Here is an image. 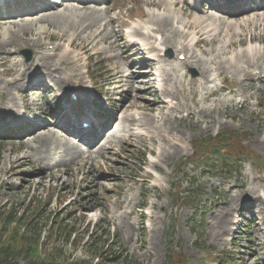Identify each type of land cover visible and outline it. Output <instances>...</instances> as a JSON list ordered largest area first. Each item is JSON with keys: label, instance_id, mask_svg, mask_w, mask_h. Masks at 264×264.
<instances>
[{"label": "rangeland", "instance_id": "obj_1", "mask_svg": "<svg viewBox=\"0 0 264 264\" xmlns=\"http://www.w3.org/2000/svg\"><path fill=\"white\" fill-rule=\"evenodd\" d=\"M101 7H105L106 11L103 10L100 15L94 14L97 19L96 23L91 25L93 30L105 24L104 21L98 25L102 17H113L114 29L121 37L119 31L123 28L121 33L126 37L124 44L128 47L129 29L124 27L138 23L134 16L138 15L144 19L149 12H163L148 6L146 0H107ZM11 11H15L14 8ZM58 11L68 14L70 8L56 6L44 13ZM84 12V9L74 12L80 16L74 18L77 24L72 29L66 30L60 22L44 19L35 24L33 29L19 33L20 42L5 48L0 47V72H9L4 75L5 78H22L24 68L33 69L37 64L35 61L39 54L35 45L39 47L50 43L65 47L70 43L73 50L69 51L78 59L84 81L90 86L87 74L88 70L92 71L89 76L94 79L97 92L107 94V99L111 101L109 112L113 113L114 108L120 106V103L115 101L118 97L115 81L120 78L116 75L123 71L121 62L113 58L116 53L113 49L105 48L106 45L102 42L96 43L94 31L87 29L86 32H80V29L90 22L81 17ZM89 14V11L85 14L86 18ZM33 17L36 18L35 15ZM24 20L26 19H15L10 25L18 29V23H24ZM1 27L4 29L5 26L0 25V38L3 31ZM242 30L247 34L246 41L235 46L233 53L242 51L250 44V27H244ZM75 31L80 34L69 42L71 37H76L72 35ZM259 34L264 38V31H259ZM231 38L236 39L234 34ZM257 41L259 40H253ZM124 44L121 40V45ZM207 44L204 40L201 48L206 53L205 57L209 58L210 51L213 50L214 53L220 43ZM25 49L32 51L29 61L21 53ZM229 55L231 53H228L227 57ZM240 78L238 75L237 79ZM137 80L141 82V79ZM147 87L148 89L143 88L142 92L136 94L131 85L120 88L124 92L120 98L126 100L128 111L149 106L145 96L159 97V93L157 96L153 95L151 88ZM24 91V85H18V88L12 90V94H8L4 88L0 89V105L6 98L15 96L16 101L23 102L33 116L41 115L45 111L50 112L45 96L43 97L44 91H32L27 94ZM143 92H147V95ZM249 93L253 101L256 97L264 100V86H256ZM52 94L50 93V97ZM215 97L222 96L219 94ZM104 99V96L99 97V102L102 104ZM188 102L191 103V98ZM209 104L213 105V102H208ZM255 107L250 104L246 112L239 111L236 107L223 110L222 106L219 112L214 113L216 122L208 127L204 122L178 121L180 131L177 138L183 140L182 146L172 157H168L169 154L163 155L166 143L162 139L171 141L174 138L170 134L162 139L143 137L142 140L132 139L128 143L118 144L116 154L114 153L109 161L101 162L97 159L90 164L82 162L68 165L69 168L66 165H56L46 170L43 176L39 173L30 174L37 172V168L41 167L34 156L40 146H43L41 141L28 145V139L18 141L17 138L0 136V247L17 239L18 245L11 253L20 264H26L30 258L29 246L35 243L40 244L39 256L49 257L53 262L75 258L81 260V264H108L105 258L121 254L122 258L128 255L136 264H169L168 258L172 251V258L176 255L184 258L186 255L185 261L190 264H257V257L252 253L257 250L259 254L264 240L263 227H258L255 221L250 222L253 212L245 211L246 219L241 216L237 226L230 225L224 243L218 240L220 233L217 230L218 221L215 220L220 216L225 201L232 197L229 187L232 188L240 182L246 185L241 186L240 191L246 190L251 181L257 187H264V149L255 142L257 136L264 137V117L251 112ZM155 110L160 111L159 107ZM61 112L63 113L62 110ZM222 130H236L246 138L251 150L262 158L255 159L245 153L239 159L240 166L235 167L236 171L227 174L220 171L223 162L220 157L215 160L210 155H205L207 159L201 154L198 156L193 144H196L197 150L200 151L198 145L203 146V141ZM161 157H164L165 161L159 162ZM20 159L21 163L17 165ZM98 161L101 162L99 166ZM154 162L159 164L153 167ZM207 165L213 168L206 170ZM15 167L17 172L14 173L11 169ZM154 168L162 170L166 175H153L151 172H156ZM158 176H163V179L157 180ZM177 188L179 194L184 197L195 193V203L178 204L175 199ZM145 201L148 206L141 210L140 207ZM133 204H136L135 207L131 206ZM38 208L43 209L37 213ZM129 211H132L130 215L127 214ZM10 215L12 218L8 223ZM234 215L239 216V211ZM31 216L34 219L30 221ZM242 220L248 223V226L244 227L246 232L241 230ZM98 221L101 222L100 226L97 225ZM94 224L98 227L94 229L91 237L90 229ZM98 235L105 241L109 240L107 245L110 254L105 251L100 257L97 254L93 258L88 246ZM21 239L25 240L22 244L19 242Z\"/></svg>", "mask_w": 264, "mask_h": 264}, {"label": "bare ground", "instance_id": "obj_2", "mask_svg": "<svg viewBox=\"0 0 264 264\" xmlns=\"http://www.w3.org/2000/svg\"><path fill=\"white\" fill-rule=\"evenodd\" d=\"M96 0L93 1L95 3ZM146 3L149 6L157 7V8H163L159 9L163 12H149L148 13V20L146 24V29L148 28V25H159L161 27V30H169V33L165 34L166 39H164L163 43H166L169 47L172 49H175L176 47H179L181 44V47L186 49L188 51V54L190 53V58L187 59L188 63L191 64V66H207L209 64V68L203 69L200 72V77L202 78L203 82H201L200 86H198L197 81H192V87L190 89V93L193 95V106L187 107L184 106V103L180 106L172 107L168 112H163L160 110L158 113H155L152 115L150 125L152 127V122L159 120L160 122L157 124V126L153 127L152 129H148V132L152 135V138H155L156 136L160 139L165 137L166 135L170 134L171 137L174 139H171V141H166L162 139L164 143H166L165 147L163 148L165 153L163 155L169 154V149L179 145L177 143L178 141L182 140V138H177V135L180 131L179 123L176 122V113H180L182 109H186L190 116L188 117V121L192 123H201L204 122L205 126L208 127L212 124H214L217 120L214 113L219 112L222 106H226L227 104H231L230 102L226 100H219L214 108L207 107L205 103L210 99L212 95L215 94L216 91L211 90L208 88L207 84L212 83L218 76L223 75V70L228 69V66L233 69L235 72H238L242 70V62L240 59H247L250 62L254 60L256 57L262 61V64H264V56L262 54L261 50L253 49V47H248L244 49L241 52H235L233 53L232 50L237 45H242L247 38V34L242 30L244 27H250V42H253V40H259L260 42H264V38L259 34V31H264V12L262 13H255L252 17L251 16H245L246 18H227L225 16H219L217 13H214L216 10V6L212 4L210 6V10L203 9L202 11L195 10L194 12H189L188 14L185 13L184 6H180L179 9L176 7L178 6V0H146ZM264 5L258 4L255 5L254 8H264ZM65 8H70V13H62L60 11L55 13H42L36 18H24V23H18L20 27L18 29H14L10 23H14L15 20L13 19H5L1 21V26H5L3 31H1L2 37L0 38V47L5 48L6 46L10 44H15L20 42L19 33H23L25 30L33 29L34 25L42 22L44 19L52 21V22H60L66 30L74 28V26L77 24L76 20L74 18H78L80 15L74 13L79 11L80 9H84L85 12L81 17L85 19V21L88 22L87 26H83L80 30L81 33L86 32L88 30L94 31V37L96 39V43L102 42L106 45L105 48L107 49H113L116 53H114L113 58L121 62V70L120 75H116V77H120L118 82L120 84H117V87H124L127 85H131L135 91L140 92L143 88L148 89L145 83L139 82L137 79L139 77L149 76V72L151 73V70H145L142 69L144 66H148V64L151 66L152 64L147 62L146 60L142 59L141 63H130V61L126 58L128 56L136 55L137 57H146L150 54L148 48H144L140 46V43L136 42L132 47L128 49L129 53L128 55H123V48L120 43V36L114 29V18L106 15V17H102V20L98 22V25L105 21V24H101L100 27L93 30L92 24L94 25L96 23L97 17L94 14L100 15V13L106 9H103L95 4L88 6H76V5H67ZM243 11H246L245 8L242 9ZM249 11V9L247 8ZM89 11V15L86 18V13ZM217 11V10H216ZM229 16H233V14H230ZM110 18V19H109ZM109 19V20H108ZM17 21V20H16ZM19 22V21H17ZM9 24V25H8ZM79 27V26H78ZM86 27V28H85ZM91 27V28H90ZM259 30L257 33L256 31ZM67 32V31H65ZM80 32L75 31L72 35H75L76 37H71V41L75 40L78 37V34ZM91 34V33H90ZM236 37V39H232V35ZM89 36V35H88ZM90 37V36H89ZM196 38V41L194 40ZM203 40H206L208 45H214L216 42H219V48L215 49V52L213 50L210 51L211 57L209 58H198V54L190 49V46L183 47L182 40L192 41L194 46H198L200 42ZM94 42V41H93ZM139 44V45H138ZM34 45V44H33ZM67 46L72 45L69 43ZM4 50V49H3ZM117 50H119L117 52ZM231 53V57H227V54ZM40 60H36L37 64L33 67H28L23 69V74L21 75L22 78H5L4 75H8L6 70L1 71L0 73V89H5L8 94H12V90L14 88L22 87L25 85L26 81L29 79L28 77L31 75H36V78L40 81L44 80L43 76H48L55 80L57 83L60 84H69L71 82V78L75 76V74H72L71 76H66L64 73H66V70H61L56 63L53 62L51 53H41L39 55ZM187 63V64H188ZM140 64L141 67L137 68L135 70L136 66ZM155 65L158 66V71L160 72V76L163 78V81L166 80L167 77L164 76V73L166 72V66L168 65V61H166L164 58H159ZM214 65V67H213ZM228 65V66H226ZM118 66V65H117ZM170 75L168 76V80H175L179 79L182 74L180 73L177 66H173L171 70H169ZM211 72H213L211 74ZM246 73H252L251 71H243V74ZM261 74V73H259ZM150 82V81H149ZM148 84V83H147ZM144 85V86H143ZM146 86V87H145ZM163 91H165L169 95H174L176 93L175 89L172 88H163ZM184 92V90H181ZM218 91V89H217ZM180 92V90H179ZM196 96H199L198 100L195 99ZM168 97V95H167ZM9 100L15 104L14 96L10 97ZM150 103H158V100L153 99ZM149 111L151 113H154L155 109L152 104H149L147 106ZM5 108L13 109L10 106H5ZM123 111H126L127 105L123 106L121 108ZM223 110H225V107H223ZM133 115H135L133 113ZM197 116L198 118H194ZM128 120L127 115H122L119 121L117 122L115 132L118 133L121 127L124 125V121ZM177 123L175 125L174 123ZM50 124L44 125L41 128H37L36 131L31 132L30 137L28 138V145L31 142L34 141H41L40 143L43 146H40L41 148L38 149V152L34 155L36 157V162L39 158H51L52 156V150L49 148L52 145H55V147L63 146L64 150V157L66 159L75 158L76 156H82V152L77 149V147L71 145L69 143L68 139H62L59 132L54 131L50 129ZM125 128V127H124ZM114 132V133H115ZM138 135L142 134L143 132L137 130L136 132ZM256 144H258L260 147L264 149V137L259 135L255 139ZM62 143V145L60 144ZM105 145V144H103ZM102 145V146H103ZM101 146V147H102ZM58 151V150H56ZM175 152H173L174 154ZM162 155V156H163ZM163 158V157H162ZM21 163V159L18 161L17 165ZM58 165L63 164L61 159H57ZM47 166V165H46ZM38 168V171H42L41 173L44 174L45 167ZM17 167V166H16ZM12 168V172H17V168ZM34 172H30V174H34ZM241 189V186L239 187V190ZM250 195L258 194V199L262 198V195L255 190L249 189L248 190ZM245 193L242 192V196ZM260 198V200H261ZM239 198L237 199V196L235 194H232L231 201H230V209L233 205H236L239 202ZM230 209L223 208L224 211L220 212V216L217 217L215 220L218 221V230L219 232L223 233L225 230V223L229 218L230 215ZM264 221V220H263ZM212 236V232H211Z\"/></svg>", "mask_w": 264, "mask_h": 264}, {"label": "trees", "instance_id": "obj_3", "mask_svg": "<svg viewBox=\"0 0 264 264\" xmlns=\"http://www.w3.org/2000/svg\"><path fill=\"white\" fill-rule=\"evenodd\" d=\"M11 216L12 215H10V217L8 216V223H9V220L12 218ZM11 241L14 242L13 240ZM15 242H18V240L16 239ZM24 242L25 240H21L20 243H24ZM97 244H98L97 240L92 241L89 244L88 249L92 251V255L99 254L101 256L103 254L104 248L103 247L99 248ZM9 248H10V245H8V247L5 249H0V264H20L13 257V254L11 253L12 250H9ZM12 248H13V245H12ZM34 249H37V247H35ZM36 253L37 252L33 254V256L30 258L27 264H45L44 260H41L39 257H36ZM109 260L111 264H134V262L131 261L127 256L122 259L119 256H115V257H111ZM60 264H81V261L73 258L71 260L67 259L65 261H62Z\"/></svg>", "mask_w": 264, "mask_h": 264}]
</instances>
